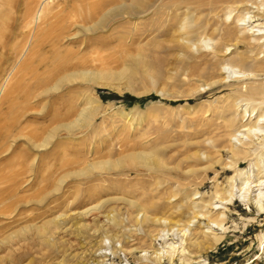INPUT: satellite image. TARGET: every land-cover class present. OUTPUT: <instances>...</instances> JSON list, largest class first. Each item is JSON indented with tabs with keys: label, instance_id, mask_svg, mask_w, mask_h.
<instances>
[{
	"label": "rangeland",
	"instance_id": "1",
	"mask_svg": "<svg viewBox=\"0 0 264 264\" xmlns=\"http://www.w3.org/2000/svg\"><path fill=\"white\" fill-rule=\"evenodd\" d=\"M28 1L0 0V22L2 21L4 27L6 26L2 43L7 47L14 43L13 31L19 18H22ZM168 1L157 0L154 6L158 8L141 17L114 19L105 30L86 32L79 28L80 32L75 35V39L69 40L70 42L64 41L60 45L59 57L66 55V50H69L71 52L68 54L69 63H77L79 68L88 67L95 71L118 73L126 67L133 68L134 61L139 55L146 58L152 57L153 42L155 40L161 43L167 42L170 36L163 33L173 32L186 14L191 19L198 17L209 20L211 28H224L225 25L237 26L239 23V20H236L237 15H245L247 23L255 19L251 24L264 21V0H249V2L248 0L219 2L221 1L219 0L215 10L203 18L202 14L208 12L205 7L199 10L194 4L186 6V4L174 3V0ZM68 2L73 4V0L66 1L65 13L70 12ZM166 2L168 3L165 4ZM256 4L258 11L261 9L259 11L261 14L257 13L260 16L252 11L257 10ZM200 22L201 20L197 21V24ZM239 25L237 27L243 26ZM245 26L248 27V24L245 23ZM252 28L255 30L257 27ZM76 29L78 26L72 27L71 33L73 34ZM120 33L129 35L133 39L129 38L126 43L119 45L118 34ZM81 40H84L83 43ZM205 40L201 42L204 51L196 52L195 45L192 46L193 53H196L195 58L196 60L214 59L210 61L215 62L217 58H214L210 51L211 44L204 47L212 41ZM230 42L232 41H226L225 44L228 45L227 51H229L225 54L226 59L244 50L241 44L232 45ZM81 45L82 48L77 51ZM2 52L7 55V51L4 52L0 46V53ZM251 52L254 53V50ZM53 54L50 47L43 43L37 59L31 64L37 74L46 72L45 70L52 66L49 63L45 66L47 59L49 62L58 59V56L53 58ZM263 54L264 50L263 52L260 50L254 55L260 56L259 60H264V57H261L264 56ZM160 55H166L164 49ZM169 61L170 64L163 66L165 69L171 68L172 61ZM7 62L8 58L0 55V68ZM228 62L225 61L222 66L225 76L231 75L235 69L238 70L236 65L231 67ZM244 69L251 72L248 65ZM183 78L178 76L165 83L166 80L163 78L154 82L150 77H143L141 80L138 79L140 81L134 82L133 88L126 84V79L121 78L112 81L98 80L93 85L73 81L66 83L55 92L47 94L34 92L35 96H30L26 103H17L14 107L10 106L9 100L7 102L4 99V92L2 93L0 125L9 123L12 119L15 121L10 128V136L6 140L0 139V207L9 206L3 211L7 213L0 214V241L21 227L34 224L40 226L56 219L58 215H61V219H56L57 229L52 236L43 238L44 236L32 228L24 233V239L21 242L20 239L12 241L14 244L11 246L12 250L9 251V244H0V264H98L97 262L101 261L102 264H172L166 257L155 261V254L166 250L169 243L180 246L182 242L183 246L188 248L190 238L198 230L206 231L210 236L215 233L219 241L217 240L212 248L199 251L189 249L190 256L186 253L184 256L189 258L186 263L181 262L178 259L179 256H175L173 264H264V211L259 210L257 204L245 205L238 197L241 193L237 192L247 175L254 174V179L263 176L264 162L261 163L259 171H255L253 166L259 162V157L239 161L235 169L228 167L224 169L221 168L222 165H215L212 170L205 169L208 164L206 161H201L198 163L199 166L197 165L196 173L190 178L195 183L187 184V187L178 185L174 180L167 182L168 185L164 183L165 177L159 178L154 174L150 175L147 171L131 172L126 177L130 180V184H123L122 190L132 193L136 198L144 195V198H154L161 206L163 205L162 207L159 205L157 214L161 217L160 223L154 225L141 223L138 209L130 208L123 201L114 202L116 204L109 202L101 212L92 210L93 212L90 211L83 217L77 215L81 210L91 206L86 202L88 201L86 191L88 188L100 185V179H96L98 178L96 176L80 180V185L74 177H66L60 185L57 184L61 175L75 168L73 163L71 166L64 167L66 161L82 158L103 159L112 146L115 153L118 147L117 151L121 148L126 150L117 152L114 157L161 145L166 156L175 155L181 158L182 151L179 150L182 144L202 141L215 122L213 114L203 113L204 110L210 103L214 106L219 104L222 106L220 99L229 94V89L220 87L210 92L190 96L189 90L195 86V81L183 80ZM259 79L260 82L245 79L243 84L250 87L264 83V76ZM1 81L0 72V83ZM226 81L237 83L228 77ZM27 83L28 81L25 82ZM85 91L91 95L90 99H98L99 111L95 115L93 124L76 131L72 138H68L65 131L60 130L46 147L37 146L47 132L55 127L56 115L53 114L58 112L60 117L64 118L71 108L74 111L78 109L79 105L84 104V99L81 97L82 92ZM262 96L264 99V95ZM253 104L256 105V103ZM70 106L72 107L69 109ZM260 106L256 105V108L259 113L264 114V105ZM245 107L243 103L241 110ZM3 133L6 134L5 129L0 126V138ZM222 160L223 165L228 161L225 153H222ZM186 163L194 165V162ZM197 174L199 176L196 177ZM114 176L112 174L108 176L110 183H105L106 186L118 187L111 182L116 178H124ZM199 181L202 183H198ZM159 183L162 186L157 187ZM163 183L166 185L163 186ZM56 185L59 186L57 190ZM232 186L235 194L231 198L232 201L220 203L215 193L227 196ZM77 188L80 189L81 194L78 200H74ZM172 189H174L173 192H171ZM163 191L165 193H161ZM110 192H106L103 198L118 195ZM168 192L177 193L173 197ZM167 193L170 198L167 197ZM251 193L253 196L258 191L252 190ZM206 201L215 203L207 204ZM262 205L264 207V204ZM198 212L202 214H197ZM207 215L221 219L223 229L217 228L213 222L208 221ZM167 219L170 221L168 222ZM99 245L100 247L96 248ZM125 248L136 249L132 255H129L123 251ZM94 253L104 255L96 256Z\"/></svg>",
	"mask_w": 264,
	"mask_h": 264
},
{
	"label": "bare ground",
	"instance_id": "2",
	"mask_svg": "<svg viewBox=\"0 0 264 264\" xmlns=\"http://www.w3.org/2000/svg\"><path fill=\"white\" fill-rule=\"evenodd\" d=\"M61 1L62 2L55 0H29L24 12L22 13V18H19L17 26L13 31L14 43L9 47L2 43V39L5 38L3 32L6 30V26L4 27L2 21L0 22V44H2L0 46H2L4 52L7 51V55H4L3 52L0 53V55L8 58V62L0 68L2 80L0 83V96L4 92V99L7 102L9 100L11 107H14L17 103H26V100L31 98L30 96H33L34 92H39V94L55 92L62 88L66 83H71L73 81L93 85L97 83L98 80L112 81L114 79L121 78L126 79V84L130 88H133L134 82L140 81L143 77H150V79L154 82L159 78H161V80L163 78L166 80L164 81L166 83L174 80L178 76H183V80L195 81V86L189 90L190 96L201 94L202 92H210L211 90L220 87H226L229 89V94L225 95V98L220 99L222 106H219L220 104L218 106H214L210 103L203 112L212 113V117H214L215 120L211 129L208 128V135L202 139V141L192 142L191 144L184 143L181 147L179 145L181 148L179 151H182L181 158L180 156L175 157V155L166 156L163 151V146L161 145H154L152 148L140 149L135 152H128L114 157L117 152H125L126 150L125 148H121L120 151H117L119 150L118 147L115 153L114 147L112 146L109 150L110 152L107 155H104L103 159L98 158L97 160H90L82 158L66 161L63 165L64 167L71 166L73 163L75 165L73 167L75 168L70 171L65 170L66 172L61 175V178L58 180V185H60L66 177L76 178L79 183L78 185L81 183L80 180L90 179L92 176H96L98 177L96 179H100V185L94 186L91 189L88 188V191H86V195L88 196V201L86 202H88V205L91 206L81 210L77 215L83 217L86 214L88 215V213L92 210L101 212L107 203L113 202V204H116L114 202L123 201L130 208L138 209L141 215V223H153V225L155 223H160L159 219L161 217L157 216V214L160 208L159 205L161 206V204L156 202L154 198H144V194L143 197L139 198L137 196L138 198H136L132 193H128L126 190L124 191L121 188L123 184H130V180L126 179V177H128L131 172L138 173L139 170L147 171L150 175L154 174V176L156 175L159 178L160 176H162V178L165 177V180L162 179L164 180V183L174 180L182 187L187 184L192 185V183H195L193 179L190 178H192L191 176L196 173V170L198 169L197 165L201 161H206L208 164L205 169L211 168L212 170L215 165H222L223 167L221 168L228 167L235 169L237 168L236 166L239 161H246L259 157V162L253 166H255V171L260 170L261 163L264 162V114L259 113L256 105H264V99L262 96L264 95V83L261 82L254 86L246 87V85L243 84V81L245 79H252L253 81L260 82L259 78L264 76V60H259L260 56L258 57L254 55L256 52H259L260 50L263 52L264 50L262 49L264 48V21L257 24H251V22L255 19L247 23L248 20H246L245 15H237L236 20H239V23H237L238 25L242 24V27H237L238 25H234L233 27H231V25H225L224 28H211L209 20H205L203 17L209 16L210 13L215 10L219 0H174L173 2L178 3L179 5L186 4L187 6L194 4L195 8L199 10L202 7H205L207 9L205 10L208 11L207 14H202V18L205 21L198 17L197 19H191L188 14H186L183 17L182 22H180L178 26L176 25L177 27L174 28L173 32L168 31L163 33L166 36H170V39H168L167 42L161 43L156 40L153 42L152 48L154 49V55L152 57L149 58L148 56L146 58L143 55H139L137 60L134 61L133 68L126 67L121 72L112 73L103 70L95 71L89 69L88 67L79 68L77 63H69L68 54L71 52L66 50V55L59 57L61 54L59 50L61 48L60 45L63 44L64 41L67 42L75 39V35L80 32L79 28L86 32H94L100 29L105 30V28L108 27L114 19H134L135 17H141L153 9L156 10V7L158 8V6H154L157 0H73V4H69V2L67 3L69 4L68 9L72 12V14H70V12L65 13L66 9L64 6L67 0ZM222 1L224 0L219 2ZM165 4L164 6L168 7ZM256 7L257 10H252L255 12V15L261 11L260 8L258 11L257 4ZM252 16H254V14ZM199 20H201V22L197 24V21ZM244 21H246L245 23L246 25L248 24V27L245 26ZM77 26L78 29H76V31L72 34V27L75 28ZM253 26H256L257 28L254 30V28H252ZM170 30H172V28ZM129 38L130 40L133 39L129 35H122L121 33L118 34L119 45L126 43ZM204 40L212 41L213 44L207 41L208 43L204 47L206 48L207 45L209 46V44H211L210 51L213 56H215L214 58H217L215 62H211L210 60L212 59L202 60L198 56L197 57L199 59L196 60V53H193L192 46L195 45L196 52L201 50L204 51L203 45L201 44ZM229 40L232 41L230 42L232 45L241 44L244 50L237 53L235 56L226 59L225 54L229 53V51H227L228 45L226 46L225 44L226 41ZM83 41L84 40H81V43H83ZM43 43H46L50 47L52 53H54L53 58L58 56V59L53 60L52 62H49V59H47L45 66L48 63L52 64V66L47 68L45 70L46 72L37 74L31 64L35 59H37ZM81 48L82 45L79 46L77 51ZM163 49L166 52L165 56L160 55V52ZM251 50H254V53L251 52ZM72 57L71 59H73ZM202 57L204 58V56ZM169 60L172 61V66L169 69H165L163 66H165V64L167 65V63L170 62ZM225 61H229L228 63L231 67L236 65L238 70L235 69L231 75L225 76V74H223L224 71L222 67ZM247 65L251 72L244 69ZM240 67L242 69H240ZM226 77L233 79L237 83L226 81ZM26 81H28L27 84H25ZM240 83L241 85H238ZM82 93L81 98L84 99V104L82 106L79 105V108L75 111L72 110V106H70L69 109L71 108V111H69L68 115L64 118H61L58 112L54 113L53 115H56L54 120L55 127L51 128L50 131L47 132L40 144L37 146L46 147L57 135L56 132H59L60 130L65 131L68 138H72L76 131L81 130L84 127L87 128L93 124L95 115L99 111V106L97 105L98 99H90L91 95L87 91ZM20 100L21 102H19ZM243 103H245L246 107L241 110ZM253 103H256V105ZM14 121L15 120L12 119L9 123L0 125L6 132V134H2V137L0 138L1 140H6L7 137L10 136V128L12 127V123H14ZM200 126L202 127L201 124ZM32 144L34 143L32 142ZM222 153H225L228 158V161L224 165L222 164ZM190 161L194 162V165H187L186 162L191 163ZM201 168L199 167V169ZM262 171L263 176H259L260 178L254 179V174L247 175L241 186H239L237 192L241 193L238 197L241 198L245 205L257 204L258 209L264 211V207L262 205L264 204V169H262ZM111 174L115 175L114 177H124L122 179L116 178L115 180L112 178L113 181L111 184L113 183L114 186L118 187H109L108 185H105V183H110L108 176ZM197 176L199 175L197 174L196 177ZM160 183L159 185L157 184V187L162 186ZM164 183L163 186L166 185ZM198 183L202 182L199 181ZM58 185H56V190L59 188ZM231 188L232 189L229 190L227 196H220V193H215L220 203L232 201L231 198L234 197L235 194L232 191L233 186ZM157 190L156 192H158ZM252 190L258 191V193L251 196ZM173 191L174 189H172L171 192ZM106 192H115V194L117 193L118 195L112 198H103ZM171 192H168L169 195ZM161 193L165 192L163 191ZM168 193L167 197H169ZM176 193H173L170 196L175 197ZM80 194V189L77 188L75 190V199H73L78 200ZM214 203L211 201L207 202V204ZM8 207L9 206L0 207V214L4 215L7 213L3 211ZM10 208L12 209V206ZM199 213L202 214V212H198L197 214ZM60 217L61 215H58L56 219L58 220ZM206 217L207 220L211 223L213 222L217 228L223 229L220 221L221 219L219 220L218 217L214 218L210 215H207ZM56 219L50 220L40 226H35L34 224L21 227L17 231L11 233L7 238H4L3 241H0V244H9L10 251L12 250L11 246L14 245L12 241L14 239H20L19 241L21 242L24 239V233L32 228H35L38 233L44 236L43 238L52 236L53 233H55L54 230L57 229V225H55L57 221ZM79 220H81L80 217ZM167 221L169 222L170 220L167 219ZM52 225L54 227H51ZM218 239L219 237L215 233L210 236L206 231L198 230L193 237L190 238L188 248H185L182 242H180V246L169 243L166 250L159 254H155L154 260L159 261L161 257H166L173 264L175 256H179L178 259L181 260V262L186 263L189 261V258L184 256L185 253L190 256L189 249H196L199 251L209 247L212 248V245L216 243ZM98 247H100V245L96 248ZM125 249H123V251L132 255L134 249L136 248L128 250L127 248ZM94 255L100 256L102 253H94ZM97 263L102 264V261Z\"/></svg>",
	"mask_w": 264,
	"mask_h": 264
}]
</instances>
